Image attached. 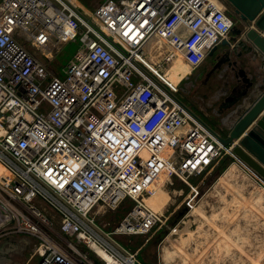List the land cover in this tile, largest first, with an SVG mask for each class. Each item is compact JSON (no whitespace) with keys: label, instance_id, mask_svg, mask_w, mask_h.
I'll return each mask as SVG.
<instances>
[{"label":"built area","instance_id":"2783aa9c","mask_svg":"<svg viewBox=\"0 0 264 264\" xmlns=\"http://www.w3.org/2000/svg\"><path fill=\"white\" fill-rule=\"evenodd\" d=\"M231 25L220 0H101L92 9L79 0H0V235L32 237L36 264H95L78 243L135 264L113 236L165 223L144 202L160 176L161 189H188V210L199 197L188 178L223 155L264 183L232 151L237 139L221 144L159 69L197 67ZM73 39L62 76L51 74V47ZM127 200L112 226L97 221Z\"/></svg>","mask_w":264,"mask_h":264},{"label":"rangeland","instance_id":"374dc122","mask_svg":"<svg viewBox=\"0 0 264 264\" xmlns=\"http://www.w3.org/2000/svg\"><path fill=\"white\" fill-rule=\"evenodd\" d=\"M79 1L89 9L94 7V5L90 2L91 0ZM225 12L233 21V17L226 9ZM76 47V39L62 41L56 44V46L51 47L52 49L50 55L52 56V60L48 65L51 74H56L58 77L62 76L60 68L64 61L71 56ZM221 48L222 45L217 43L214 53L219 51ZM206 57L211 59V56L206 55ZM149 59L153 63L157 62L155 57L149 56ZM167 65L168 64L163 66L164 68H167L165 75L171 79L177 87L185 86L187 84L190 87V90H192L193 87L189 85V82L193 77L186 76L187 71L191 69L186 68L184 65H179L178 63L172 66ZM163 67L159 69H162ZM222 71V66H219L218 73L221 74ZM231 75L232 72L229 70L223 73V77L224 79L227 78L228 83H225L221 90L220 79L218 80L219 82L214 84L212 89L209 91L199 88L196 91L194 90V92L190 91L192 95L177 91L175 92V95L198 117H200L201 120L207 123L211 128L216 129L215 124L220 123V118L223 117L224 112H220L218 116H216L213 114V110H216L221 98L229 91L231 85L234 84V78L232 77L233 75ZM229 76L232 78H229ZM203 111H207L208 115H204ZM217 132L220 135L225 133L219 130H217ZM230 162L219 174H213V172L216 171V169H214V166L216 165L215 162L210 165L212 168L206 174L204 172L199 176H190L188 179L190 183L195 185L197 191H201L203 190V184L208 178V175H212L209 179V183L221 185L217 179L223 173L235 186L239 187L243 194L248 195L252 185L237 170L230 167ZM1 167L2 166L0 165V176L3 175ZM163 181L164 177L160 176L157 183L154 185L153 194L148 197H144V202L152 209L166 214L167 219L165 223L159 227H155L147 234L113 236V239L117 244L126 250L134 252L135 264H157L156 252L159 258V264H188V261L182 262V260L177 256L183 248H185V254L189 252L192 254L191 258L193 260H198V264H248L249 259L245 255L246 253L248 255H253L259 252L260 249L261 251L264 250V220L248 208L238 214L225 229L226 234L231 237L239 248L234 246L233 242H231V244H227V240H225L226 243L223 242L222 239L225 237L224 235H217L219 241L213 245L212 241L207 242V240L212 237L217 230L205 219H207V216L211 215V212H213L215 218L214 220L218 222L215 224L218 227L224 224L222 219L226 218L228 213H232V209L236 204V202L231 199L232 195L230 192L218 191V194H216V192H210L215 193L217 197H214L213 194H209L206 199H198V202L193 207L197 206L198 210L205 214L204 216H200L198 212L193 211V207L188 210L185 206L184 197L188 191L187 188H182V185L173 183L172 185H166L161 189L159 185L162 184ZM216 188L220 189L218 186ZM168 196L169 198H167ZM33 202L47 216L54 215V211L51 210L48 204L42 200L34 198ZM130 203L131 202L127 200L122 202L112 211L107 210L102 212L100 215L96 216L97 221L100 224H103L105 228L112 226L122 216ZM257 203L264 210V194L260 195ZM206 214L209 215L206 216ZM205 216L207 218H205ZM190 220H192V223L189 222ZM220 221L222 223H219ZM174 223H178L179 227L187 226V228L190 229V232H185L182 235L184 237L182 238L184 245L171 242L169 240V236L172 238V235H170L168 231ZM54 227L56 228V224ZM8 235L13 236L12 239L14 241V248L11 256L6 257L0 264H36L38 260L37 256H30L32 247L35 243L34 239L23 234L15 233H4L0 235V239ZM166 236H168L167 239H165ZM173 236H177V234H174ZM69 241L74 242L71 238H69ZM210 243L212 246H209L205 250V246H208ZM76 246L82 251H85L88 257L94 261L95 264H102L91 249L86 246V248L83 249V246H81L80 243Z\"/></svg>","mask_w":264,"mask_h":264},{"label":"water","instance_id":"95a60500","mask_svg":"<svg viewBox=\"0 0 264 264\" xmlns=\"http://www.w3.org/2000/svg\"><path fill=\"white\" fill-rule=\"evenodd\" d=\"M232 8L240 26L219 42L222 48L214 53L216 44L207 50L214 66L234 69L237 93L227 95L218 105L226 117L234 116L226 132L218 134L189 107L185 110L198 120L223 145L237 139L234 154L264 180V0H225ZM223 55H226L223 58ZM259 62V69L252 62ZM248 65L247 69L243 68ZM215 173L218 171L216 169ZM13 236L0 239V263L10 257L14 248Z\"/></svg>","mask_w":264,"mask_h":264},{"label":"crops","instance_id":"0c3cea01","mask_svg":"<svg viewBox=\"0 0 264 264\" xmlns=\"http://www.w3.org/2000/svg\"><path fill=\"white\" fill-rule=\"evenodd\" d=\"M101 0H91L90 2H91V4H93L94 5V7L100 2ZM82 3V2H81ZM83 4V3H82ZM156 42H158L157 40H156ZM259 62L258 61H254V62H252V66H255L256 67V69H259ZM247 66L248 65H244L243 66V68H245V69H247ZM228 70V69H227ZM232 76V75H231ZM231 76H229V78H232ZM262 82H264V81H262ZM234 84H236V81H235V79H234ZM233 84V85H234ZM224 97V96H223ZM222 97V98H223ZM222 98H221V101H222ZM220 101V102H221ZM220 102L218 103V105L220 104ZM220 111V108H219V106H217V108H216V110H213V114H215L216 116H218V112ZM222 112H224V115H223V117L222 118H220V123H216L215 125H216V129L217 130H219V131H223V132H226V129H227V127L230 125V123H231V121H232V119H233V117L234 116H231V117H226L225 115H226V112H227V110H224V111H222ZM203 114L204 115H208V112L207 111H203ZM200 118V117H199ZM201 119V118H200ZM203 121V120H202ZM207 124V123H206ZM208 125V124H207ZM209 126V125H208ZM213 129V128H212ZM216 129H213V130H215L216 132H217V130ZM218 133V132H217ZM230 164H232L231 162H230ZM232 169H235V170H237L243 177H245L248 181H249V183L252 185V188L250 189V191H249V194L248 195H245V194H243V192L239 189V187H237V186H235L227 177H226V175L225 174H221L219 177H218V182L221 184V185H215V184H213V183H209V179L212 177V175H208V178L204 181V184H203V190H201V191H198L197 192V196H199L198 197V199H201V198H207V196H209V194H213L214 195V197H217V195L216 194H218L217 192L219 191V192H223V191H226V192H230L231 193V195H232V197H231V199H233V201H235L236 202V204H235V206H234V208L232 209V213H228L227 214V216H226V218H223L222 220H223V222H224V224H222L220 227H218L215 223H218V222H216L214 219V214H213V212H211V215H209V214H206V216L207 215H209V216H205V218H207V219H205V220H207L208 222H209V224H211L212 226H214L215 227V229L217 230L216 231V233L214 234V235H212V237H213V240H212V237H210L208 240H207V242H211L212 241V245L214 244V243H216V242H218L219 241V239H218V236L217 235H224L225 237L222 239L223 240V242H225L226 243V241L225 240H227L228 242H227V244H231V242H233L234 243V246H236L237 248H239V246L231 239V237H229L227 234H226V232H225V229H226V226L227 225H229L230 224V222H232V220H234L236 217H237V215L238 214H240L242 211H244V210H246L247 208L248 209H251L252 211H254L262 220H264V210L258 205V199L260 198V195L263 193L264 194V192L261 190V189H259L255 184H254V182H253V177L251 178V177H249L248 175H246L245 174V172L244 171H239L237 168H235L234 166H230ZM212 168V166H210L208 169H206V171H205V174L207 173V172H209V170ZM214 169H216L215 168V166H214ZM247 173V172H246ZM213 174H215V172H213ZM245 174V175H244ZM220 187V189H218V188H216V187ZM210 192H216V194L215 193H210ZM199 193V194H198ZM167 194V193H166ZM168 195V194H167ZM220 195V194H219ZM214 197H211V198H214ZM167 198H169V196L167 197ZM210 198V199H211ZM193 211H196V212H198L199 214H200V216H204L205 214H203L200 210H198V208H197V206L196 207H193ZM213 215V216H212ZM226 215V214H225ZM225 219V220H224ZM178 222V221H177ZM189 222H192V220H190ZM214 222V223H213ZM219 223H222L221 221L219 222ZM184 232H190V229L189 228H187V226L186 227H183V226H181V227H179V224L178 223H174L173 224V226L170 228V230L168 231V233L170 234V235H172V238L173 239H175V240H177V241H179V242H181V244L182 245H184L183 244V239L182 238H184L182 235H183V233ZM174 234H177V236H173ZM230 239H231V241H230ZM221 240V241H222ZM12 241H13V239H12ZM230 241V242H229ZM237 242V241H236ZM13 243H14V241H13ZM238 243V242H237ZM204 245H205V243H204ZM211 245V243L208 245V246H205L206 248H205V250L209 247V246H212ZM138 247H140V246H138ZM198 248V247H197ZM201 248V247H200ZM243 248V247H242ZM184 250H185V248H183L181 251H180V254H178L177 256L182 260V262H184V261H188L190 264H198V260H193L192 258H191V256H192V254L191 253H187V254H185V252H184ZM264 250H262L261 251V249L259 250V252H257V253H255V254H253V255H248L247 253L245 254L247 257H248V259H249V263L248 264H260V259H261V257H262V252H263ZM262 253V254H261ZM187 259V260H186ZM156 262H157V264H159V258H158V254H157V252H156ZM188 263V264H189ZM144 264V263H143Z\"/></svg>","mask_w":264,"mask_h":264},{"label":"flooded vegetation","instance_id":"af4514ba","mask_svg":"<svg viewBox=\"0 0 264 264\" xmlns=\"http://www.w3.org/2000/svg\"><path fill=\"white\" fill-rule=\"evenodd\" d=\"M220 2L222 4V6L224 7V9H226L231 14V16L233 17L232 25L229 28V31L227 33V35H229L230 29L232 27H239L240 23H239L238 19L236 18L235 14L232 12V8L229 6V4L225 0H220ZM225 57H226V55H223V58H225ZM220 66H222V70H223L222 72L223 73L227 72V69H228L230 72H232V75H233L234 69H232L230 66L229 67H226L224 65H220ZM218 71H219V66L218 67L214 66V62L211 61V59L209 57H206V55H205V57L203 58V60L200 62V64L197 67L187 71L186 76L187 77H190V76L193 77L192 79H190V82H189V85H191L193 87L192 90H190V87L187 84L185 86H181V87H177L175 85V90H174L172 96L176 100H178L179 102H181L183 105L186 106V104H184L182 101H180L179 98L175 95L176 91L184 93V94H189V95H192L190 93V91L194 92V90L196 91L199 88H201L205 91H209L212 89V86L214 84L219 82L218 80H220V79H221V84H220L221 85L220 90H221L223 88V85L225 83H228V80H227V78L224 79L223 73L221 72V74H219ZM234 85H231L229 91L224 95V97H226L227 95H230L231 97L236 95L237 88H235L236 86H234ZM224 97L222 98V100L224 99Z\"/></svg>","mask_w":264,"mask_h":264},{"label":"bare ground","instance_id":"6f19581e","mask_svg":"<svg viewBox=\"0 0 264 264\" xmlns=\"http://www.w3.org/2000/svg\"><path fill=\"white\" fill-rule=\"evenodd\" d=\"M157 41H158V40H157ZM162 44H163V43H162ZM163 46L165 47L164 44H163ZM165 48H166V47H165ZM168 63H169V62L167 61V62H164L162 65L159 64V68L163 67L164 65H166V64H168ZM230 166H234V167L237 168L239 171H244L246 175H248L249 177L252 178L251 175H249L248 173H246L245 170H247V169H246L241 163L235 161V162H232V164H230ZM1 168H2V171H3V175H5V173H6L5 170L3 169V167H1ZM247 171H248V170H247ZM245 174H244V175H245ZM252 179H253V178H252ZM253 182H254V184H255L259 189H261V190L264 192V183H262V182H260V181H257V180H255V179H253ZM262 194H263V193H262ZM148 206H149V205H148ZM191 223H192V222H191ZM184 233H185V232H184ZM187 233H188V232H187ZM167 238H168V236L165 237V239H167ZM169 240H170L171 242H175V243H179V244H181V242H179V241H177V240L171 238L170 236H169ZM92 248H93V251L95 252V254H96L97 256L103 258L108 264H121V263H119V262H117V261H115V262L111 261L109 255H108L107 253H105L102 249H100V248H98V247H96V246H92ZM2 262H3V261H1V263H2Z\"/></svg>","mask_w":264,"mask_h":264},{"label":"trees","instance_id":"16d2710c","mask_svg":"<svg viewBox=\"0 0 264 264\" xmlns=\"http://www.w3.org/2000/svg\"><path fill=\"white\" fill-rule=\"evenodd\" d=\"M230 162V158L228 156H221L215 165V168L218 171V174L226 167V165ZM81 246H83V249L86 248L84 245L80 244Z\"/></svg>","mask_w":264,"mask_h":264},{"label":"clouds","instance_id":"9594fccd","mask_svg":"<svg viewBox=\"0 0 264 264\" xmlns=\"http://www.w3.org/2000/svg\"><path fill=\"white\" fill-rule=\"evenodd\" d=\"M231 161V160H230Z\"/></svg>","mask_w":264,"mask_h":264}]
</instances>
